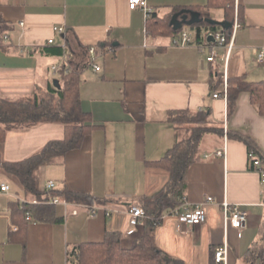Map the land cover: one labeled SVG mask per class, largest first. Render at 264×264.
Here are the masks:
<instances>
[{"label": "crops", "instance_id": "obj_1", "mask_svg": "<svg viewBox=\"0 0 264 264\" xmlns=\"http://www.w3.org/2000/svg\"><path fill=\"white\" fill-rule=\"evenodd\" d=\"M147 2L162 19L172 14L170 23L183 24L180 31H191L194 8L209 11L214 20L229 23V28L237 15L242 26L228 67L220 58L210 59L212 48L207 43L200 46L194 40L182 46L173 43L180 33H150L148 14L130 9L129 0H0V17L9 35L4 47L0 45V95L20 104L2 105L11 125L0 147L2 159L18 162L65 138L62 121L41 122L44 115H35L60 107L59 95L48 87L58 80L63 89L65 70L55 73L53 65L67 64V73H78L79 106L93 126L80 146L41 168V188L49 196L31 202L51 205L56 219L32 220L19 231L11 203L25 201L24 192L0 168L4 175L0 187L2 183L11 187L9 192L0 189V264H76L69 258L70 251L85 242H102L108 233H121L122 245L133 246L145 224L141 220L135 234L126 235L129 205H140V199L154 195L170 179V172L153 162L169 155L175 143L179 125L171 113L203 110H210L209 124L217 123L224 134L202 137L200 158L187 172L185 202L195 205L209 196L215 202L206 206L207 219L196 227L166 213L155 229L156 245L184 264H211L215 249L224 245L228 249L224 264H260L249 251L264 224V184L251 166L247 144L227 132L249 136L264 155V115L247 91L239 93L230 108L228 92L229 79L264 80V63L258 62L256 54L264 50V0H235L233 14L210 8L209 0ZM46 45L63 52L39 50ZM217 51L222 54L225 48ZM94 64L101 69L95 70ZM214 93L221 96L215 98ZM223 148V155L216 154ZM49 181L55 182L53 189L46 187ZM67 191L91 196L93 201L69 200ZM224 201L249 212L242 232L226 221Z\"/></svg>", "mask_w": 264, "mask_h": 264}, {"label": "trees", "instance_id": "obj_2", "mask_svg": "<svg viewBox=\"0 0 264 264\" xmlns=\"http://www.w3.org/2000/svg\"><path fill=\"white\" fill-rule=\"evenodd\" d=\"M210 8H224L228 13L233 14L235 0H209ZM182 9H175L180 11ZM193 12L200 15V20L193 19L189 29L194 34L195 42L203 46L209 44L206 37L209 31L221 30L220 25L211 24L208 19H213L209 11L198 7ZM172 14L168 19H162L156 11H152L147 18V28L152 34H179L181 27L178 28L170 23ZM181 23V22H180ZM183 26V24H181ZM7 24L0 17V31L6 33ZM0 45L4 47L3 41ZM39 50L47 54H62L60 47H38ZM62 72H64L62 70ZM65 81V87L56 88L49 84V91L57 93L60 98L59 108H47L41 110L35 115H44L42 121H62L66 126V136L59 141H52L42 150L32 156L18 161L7 162L2 159L0 150V168L9 175H12L17 183L22 187L25 201H12V218L20 223L22 231L28 224L27 212H30L32 220L56 219L55 211L51 205L37 206L32 203L33 199L46 201L48 199L47 191L41 188L40 172L43 165L50 164L52 158L62 156L72 148L80 146L86 134L93 127L88 117L81 111L78 99V73L70 71L62 73ZM229 106L232 108L237 96L242 91H247L251 95L253 104L257 107L260 114L264 115V80L258 82H249L245 79H229ZM12 103L20 105L18 102H9L0 95V147L2 149L6 132L11 128L7 123L8 111L2 110V105ZM36 106H38L35 103ZM40 107H35L38 110ZM210 110H203L196 113L189 111H180L171 113L172 121L179 126L176 128L175 143L165 158L153 162L158 166H163L170 172V179L167 184L152 196H146L140 199L139 204L145 210V217L142 219L145 229L136 243L131 247L122 245L121 233H108L107 238L102 242H85L70 251L69 258L76 264H184L183 261L172 257L155 242V229L163 221L166 213H171L173 209L182 205L186 200L188 188L187 172L189 166L199 160V147L201 139L205 134L215 133L218 136L224 134V128L214 123L210 125ZM6 124V125H3ZM197 124L195 127L184 128L183 125ZM184 131V133H183ZM186 134V135H183ZM230 138H236L244 141L249 150H255L258 156L264 161V155L258 150L254 140L240 132L228 131ZM66 198L74 201H93L91 196L72 193L67 191ZM23 220V222H22ZM31 220V221H32ZM254 260L258 259L260 264H264V224L259 239L254 243L249 251ZM211 264H219L215 261V251Z\"/></svg>", "mask_w": 264, "mask_h": 264}, {"label": "built area", "instance_id": "obj_3", "mask_svg": "<svg viewBox=\"0 0 264 264\" xmlns=\"http://www.w3.org/2000/svg\"><path fill=\"white\" fill-rule=\"evenodd\" d=\"M129 7L130 9H143L146 11V13L149 15L153 9L149 6L147 0H129ZM238 7V1L237 5ZM242 26V23L238 19V16L236 15V18L233 20L231 27L228 29H221L219 31H209L207 34V42L209 43L210 47L212 48V52L210 55L211 60H216L217 58H220L225 65V68L228 67L229 60L231 57V52L234 46V41L236 37V33L238 29H240ZM64 28H59V32H63ZM9 35L7 33H2L0 31V40L5 41L8 40ZM174 44L186 46L194 44V34L192 31H181L178 38L174 39ZM225 48V52L220 54L217 49L218 48ZM91 54L94 57L95 49H90ZM257 60L260 64L264 63V50H257ZM67 64H64L63 66H57L53 65L52 70L55 71V73H58L60 70L63 69L65 72H68V69H66ZM95 70H100L101 68L94 64ZM224 95L226 97L227 95V85H225V91ZM221 96L219 93H214L213 97L218 98ZM225 149H221L216 152L218 155H223ZM206 157H209L206 155ZM249 160L251 163L252 168L257 171L261 177V182L264 184V161L258 156V154L255 152V150H249ZM48 189H53L55 187L54 181L47 182ZM2 192H9L11 190V187L7 183H2L0 187ZM19 198V197H18ZM20 199V198H19ZM22 203L24 200H21ZM54 203L59 202L58 199L53 200ZM214 198L209 196L205 202L198 203L195 205H189L186 202H184L179 207L173 209L171 212L172 214L176 215L179 220L184 223L185 225L189 227H196L204 223L207 219V210L206 206L210 203H213ZM33 203H38L37 201H33ZM67 204V203H66ZM225 219L227 222L231 223V225L238 229L240 232L244 230V228L249 223V212L246 209H243L239 204H232L228 201H224L221 204ZM74 213L76 211H73ZM97 212L96 209H93L91 214L95 215ZM128 213L130 215V225L128 229L126 230V235L132 236L137 231L138 225L140 224L141 220L145 217V210L140 205H129L128 207ZM27 220L31 221L32 217L30 212H27ZM227 253L228 249L227 246H221L215 249V261L219 264H224V262L227 260Z\"/></svg>", "mask_w": 264, "mask_h": 264}, {"label": "water", "instance_id": "obj_4", "mask_svg": "<svg viewBox=\"0 0 264 264\" xmlns=\"http://www.w3.org/2000/svg\"><path fill=\"white\" fill-rule=\"evenodd\" d=\"M192 14V16L196 19L197 18V20H200V15H199V13H197V12H192L191 13ZM187 14H184L183 15V18L184 19H187ZM174 22L175 21H173L172 22V24H174ZM208 22H210L211 24H216V25H220V26H222V27H224V28H229V23H227V22H222V21H217V20H214V19H208ZM177 28L180 26L181 27V23L179 22V23H175L174 24ZM54 84H55V86L56 87H58V88H60L61 86H60V84H59V82H58V80H55L54 81Z\"/></svg>", "mask_w": 264, "mask_h": 264}, {"label": "rangeland", "instance_id": "obj_5", "mask_svg": "<svg viewBox=\"0 0 264 264\" xmlns=\"http://www.w3.org/2000/svg\"><path fill=\"white\" fill-rule=\"evenodd\" d=\"M184 126V128H190V127H192V126H190V125H183ZM183 133H184V131H183ZM183 135H186V134H183ZM2 176H4V175H2V172H1V170H0V178L2 177ZM12 185H14V182L12 183V181L9 179L8 180Z\"/></svg>", "mask_w": 264, "mask_h": 264}]
</instances>
